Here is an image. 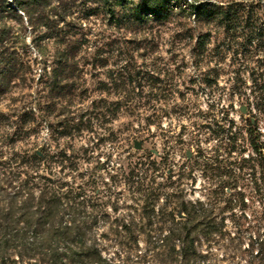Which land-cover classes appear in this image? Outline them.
Masks as SVG:
<instances>
[{"label":"rangeland","instance_id":"1","mask_svg":"<svg viewBox=\"0 0 264 264\" xmlns=\"http://www.w3.org/2000/svg\"><path fill=\"white\" fill-rule=\"evenodd\" d=\"M19 1L28 2V15ZM124 1L0 0L22 68L0 94V207L26 170L17 164L38 153L40 174L79 194L72 214L88 220L103 264H264L256 242L264 158L252 153L246 132L251 121L264 146L263 50L187 7L160 23L121 20L138 0ZM186 1L239 3L264 16V0ZM41 21L62 27L59 39L90 46L75 57L82 69L65 95L49 85L54 39L41 36ZM222 116L233 121L234 142L221 139ZM248 156L254 160L238 170ZM2 256L6 264L42 258L20 260L0 247Z\"/></svg>","mask_w":264,"mask_h":264},{"label":"trees","instance_id":"2","mask_svg":"<svg viewBox=\"0 0 264 264\" xmlns=\"http://www.w3.org/2000/svg\"><path fill=\"white\" fill-rule=\"evenodd\" d=\"M116 1L121 2L123 5L126 3L124 0ZM15 3L17 8L25 14L30 13L29 9L26 8L27 1ZM187 5L186 0H138L136 4L123 10L121 20L140 24L148 21L160 23L168 20L175 13V10L184 11L187 7L199 19L217 21L224 32L231 35L239 34V37H243L247 44L260 47L264 53V16L253 12L250 8L246 9L244 5L239 3ZM13 10L7 3L4 11L8 13ZM110 13L114 17L112 10H110ZM30 23L31 29H36L37 26L32 24L31 21ZM39 27L43 29L42 37L54 39L52 40L54 51L51 55L56 60L49 69V85L51 90L59 93L63 92V95H65L64 92L69 89L67 88L69 86L67 81L75 75V71L82 69L77 65V61L75 62V57L88 53L90 46L82 40L74 38L59 39L61 35L59 32L62 27L50 25L46 22L42 23V21L39 22ZM11 29L4 19H0V94L22 71V68H19L21 64L18 65L17 50L12 45L13 42L9 41ZM198 45L203 46L204 42L199 41ZM39 53L40 55L44 54L40 50ZM105 66V60L99 64H92L94 69ZM48 67V65L43 66L44 73ZM27 69L29 70L31 67L28 65ZM82 117L83 114L76 116L78 120L79 118L81 120ZM252 124L249 121L246 130L247 142L255 156L264 158V146L259 142V133L256 132V128L251 126ZM218 127L220 128L221 139H226L229 142L236 140L237 131L233 129L234 125L231 118L227 119L222 116ZM42 157L38 153H34L29 160L22 162L23 164H17L18 167L26 168L25 171L19 172V176L24 174L25 178L20 180L19 176L17 177L18 183L12 186L13 193H7L8 200L0 207V211L5 214L2 222H0V247L11 249L20 260L23 257L34 259L35 254L41 255L40 261L43 264H103L108 259L103 256L95 240L91 241L89 238L87 234L90 227L88 220L85 216L77 217L72 214L76 209L74 204L79 194L72 195L71 189L64 192L61 189L67 184L41 175L39 168ZM251 160H254L253 156H248L247 159L240 158L237 169L241 170ZM135 166H137V163ZM251 167L254 166L251 165ZM13 180L10 181L13 182ZM35 191H37V195H35ZM143 191L144 193L141 195L148 201L147 199L152 196V193L146 194L145 190ZM14 206L19 209L18 215L12 213ZM144 206L145 209L149 207L148 202H145ZM150 206H153V204L151 203ZM192 207L195 208V205H192ZM181 211L190 215L186 207H183ZM184 234L186 236L189 232ZM178 235V238L183 236L182 232ZM169 236L167 233L163 236V239ZM186 238L182 237V244ZM256 242L259 245L258 252H260L264 247V229L262 236L256 238ZM40 261L35 260L34 264H40ZM0 264H6L3 256L0 257Z\"/></svg>","mask_w":264,"mask_h":264}]
</instances>
